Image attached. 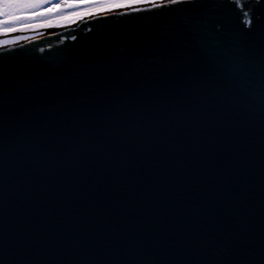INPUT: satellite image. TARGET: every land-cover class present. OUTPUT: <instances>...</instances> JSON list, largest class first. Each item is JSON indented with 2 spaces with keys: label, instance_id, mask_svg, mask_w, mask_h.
<instances>
[{
  "label": "water",
  "instance_id": "water-1",
  "mask_svg": "<svg viewBox=\"0 0 264 264\" xmlns=\"http://www.w3.org/2000/svg\"><path fill=\"white\" fill-rule=\"evenodd\" d=\"M164 31L114 14L0 49L31 73L0 76V264H199L216 247L264 264V62L241 76L231 38Z\"/></svg>",
  "mask_w": 264,
  "mask_h": 264
},
{
  "label": "snow or ice",
  "instance_id": "snow-or-ice-1",
  "mask_svg": "<svg viewBox=\"0 0 264 264\" xmlns=\"http://www.w3.org/2000/svg\"><path fill=\"white\" fill-rule=\"evenodd\" d=\"M114 14L164 23L166 31L158 39L166 44L181 42L192 23L198 25L199 31L217 47L222 44L221 38L229 37L234 45L232 63L241 76L250 74L254 57L264 62V0H0V49H12L21 40L28 39L26 35L17 34L69 27L94 18L108 20ZM87 31L92 33L93 29L89 27ZM70 39L75 42L78 37L73 35ZM97 41L104 44L105 38L99 36ZM44 51L40 49L41 53ZM19 56L15 51L9 55L0 54V76L28 83L31 73L18 65ZM126 126L143 134V116L129 111ZM161 141L162 146H166L162 138ZM171 146L176 151H183L174 140ZM130 158L131 153L125 154L122 163L126 165ZM152 163L161 166L159 161ZM175 166L186 167L184 159H176ZM174 179L179 184V178ZM118 187L125 188L126 185L121 183ZM170 195L174 197L175 193L170 192ZM226 252L227 249L220 247L211 248L210 258L199 264H226L223 260ZM160 264H168V261L161 260Z\"/></svg>",
  "mask_w": 264,
  "mask_h": 264
}]
</instances>
